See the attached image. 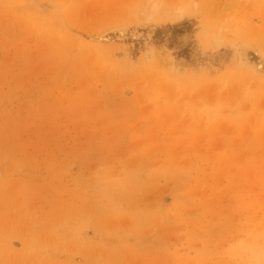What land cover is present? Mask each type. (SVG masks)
I'll return each instance as SVG.
<instances>
[{
	"label": "rangeland",
	"instance_id": "1",
	"mask_svg": "<svg viewBox=\"0 0 264 264\" xmlns=\"http://www.w3.org/2000/svg\"><path fill=\"white\" fill-rule=\"evenodd\" d=\"M0 264H264V0H0Z\"/></svg>",
	"mask_w": 264,
	"mask_h": 264
},
{
	"label": "bare ground",
	"instance_id": "2",
	"mask_svg": "<svg viewBox=\"0 0 264 264\" xmlns=\"http://www.w3.org/2000/svg\"><path fill=\"white\" fill-rule=\"evenodd\" d=\"M148 3V2H147ZM159 6L158 5H156V4H152L151 6H150V13H152V14H154V13H156V12H158L159 11V8H158ZM160 12V11H159ZM157 14V13H156ZM168 14V13H167ZM154 16V15H153ZM171 17V16H170ZM169 17V18H170ZM176 18V17H175ZM152 19V18H151ZM129 32V30L127 29V28H117L114 32H113V34H115V35H117L118 36V39L119 38H125V36L127 35V34H129L128 33ZM112 33V32H111ZM113 36V35H112ZM130 36H132V37H134V36H136V34H135V32L133 31V32H131L130 31ZM139 37V36H138ZM117 38V37H116ZM113 38L111 37V36H109V35H106L105 33H104V35L102 34L101 36H98L97 37V40L98 41H111ZM133 39V38H132ZM135 39V38H134ZM122 40V39H121ZM123 41V40H122ZM246 251V250H245ZM242 253H243V251H242ZM247 253V252H246ZM245 253V254H246ZM251 253H253V255H255L256 254V250L254 251V249H251V251H250V254ZM249 254V253H248ZM244 255V254H243Z\"/></svg>",
	"mask_w": 264,
	"mask_h": 264
}]
</instances>
